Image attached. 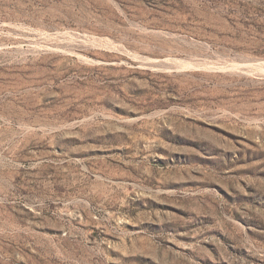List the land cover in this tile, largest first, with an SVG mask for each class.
Segmentation results:
<instances>
[{
  "label": "rangeland",
  "instance_id": "obj_1",
  "mask_svg": "<svg viewBox=\"0 0 264 264\" xmlns=\"http://www.w3.org/2000/svg\"><path fill=\"white\" fill-rule=\"evenodd\" d=\"M0 264H264V0H0Z\"/></svg>",
  "mask_w": 264,
  "mask_h": 264
},
{
  "label": "trees",
  "instance_id": "obj_2",
  "mask_svg": "<svg viewBox=\"0 0 264 264\" xmlns=\"http://www.w3.org/2000/svg\"><path fill=\"white\" fill-rule=\"evenodd\" d=\"M262 15H263V14H260V17H262ZM260 17H258V18H254L253 20H257V19H259Z\"/></svg>",
  "mask_w": 264,
  "mask_h": 264
}]
</instances>
